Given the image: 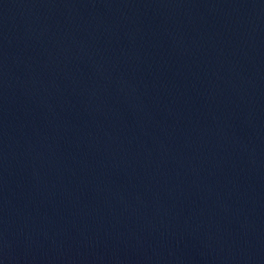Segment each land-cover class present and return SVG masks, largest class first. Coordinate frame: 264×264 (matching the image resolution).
Instances as JSON below:
<instances>
[{
	"label": "water",
	"instance_id": "obj_1",
	"mask_svg": "<svg viewBox=\"0 0 264 264\" xmlns=\"http://www.w3.org/2000/svg\"><path fill=\"white\" fill-rule=\"evenodd\" d=\"M0 264H264V0H0Z\"/></svg>",
	"mask_w": 264,
	"mask_h": 264
}]
</instances>
